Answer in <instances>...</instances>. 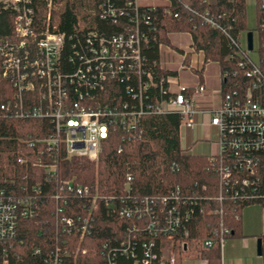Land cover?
I'll list each match as a JSON object with an SVG mask.
<instances>
[{"label": "built area", "instance_id": "built-area-1", "mask_svg": "<svg viewBox=\"0 0 264 264\" xmlns=\"http://www.w3.org/2000/svg\"><path fill=\"white\" fill-rule=\"evenodd\" d=\"M252 1L260 13L257 29L252 32V49L248 50L246 35L233 37L208 11H194L188 0H80L78 27L70 33L51 24L52 13L62 2L0 0V15L7 18V30L0 33V79L7 83L5 91L9 93L0 110L17 120L46 122L44 139L27 135L18 139L20 144L62 147L67 159L83 157L95 164L114 129L122 131V140L131 141L140 139L137 130L147 117L175 114L180 128L193 129L195 115L206 116L207 124L218 132L217 151L207 157L218 178V200L234 194L254 201L264 164V59L260 57L264 49V0ZM176 8L221 31L229 59L236 60L243 79L237 87L229 84V92L224 93L222 85L228 74L221 73L220 100L208 109L199 108L207 93L201 83V66L188 70L195 79L194 86L188 87L148 55L149 43L157 38L154 15L177 17L178 12L173 13ZM40 10L45 11L42 19ZM94 18L102 23L101 28H90ZM198 51L204 54L191 47L192 54ZM26 161L17 159L19 165ZM30 166L44 169L50 178L56 176L54 165L44 166L35 160ZM47 180L23 177V182L14 186L15 180L0 179V243L16 236L20 221L37 217ZM131 182L128 174L123 186L127 194ZM59 189L77 196L90 191L73 181H64ZM192 198L182 196L177 189L164 197L118 199L114 207L119 218L135 222L147 218L143 231L149 238L136 239L139 228L132 226L118 247L105 253L104 264H117V256L132 260V264H176L173 248L191 253L189 227L197 206ZM60 224L67 229L73 223L61 215ZM85 228L86 224L81 236ZM229 234V229H220L218 237L204 240L202 247L219 246L221 251ZM9 251L6 247L0 250V264H15ZM78 251L56 249L44 262L78 264ZM80 253L85 254V250Z\"/></svg>", "mask_w": 264, "mask_h": 264}, {"label": "trees", "instance_id": "trees-1", "mask_svg": "<svg viewBox=\"0 0 264 264\" xmlns=\"http://www.w3.org/2000/svg\"><path fill=\"white\" fill-rule=\"evenodd\" d=\"M55 1H64V7L52 13L51 24L56 25L58 31L73 32L78 27L81 2ZM188 3L194 11H208L216 23L233 37L247 31L246 0H188ZM175 11L178 12L177 17L154 15L157 38L149 43V57L157 60L158 44L166 42V34L190 32L194 47L203 51L205 62L217 63L220 73L228 74L227 82L222 85L224 93L229 92V84H236L237 87V82L242 83L237 62L229 59L228 45L221 31L203 24L186 10L176 8L173 13ZM259 13L256 6L254 31L257 29ZM38 14L42 19L45 11L40 10ZM96 20L90 19V28L102 27V23ZM6 22V16L0 15V33L7 30ZM260 57L264 59V49ZM7 88V83L0 79V104L9 94L5 91ZM46 125L40 120H17L0 110V179L15 180L14 186H17L23 182V177L29 180L32 177L38 180L48 178L43 182L37 217L20 221L16 236L9 242L0 243V250L5 247L10 249L9 257L15 264H45L44 261L56 249L72 253L78 249V264H104L105 253L117 248L132 226L139 228L136 239L149 238L143 231L148 219L135 222L134 219L119 218L114 207L118 206V199L164 197L177 189L182 196L193 197L197 201L189 227L191 256L205 260L207 264H221L219 246L207 249L202 247V242L213 236L218 237L220 229L230 230L227 239L240 236L241 210L255 204L264 207V164L259 174L260 183L254 191V201H246L234 194L218 200V178L210 170L206 156L191 155L182 149L179 117L175 114L145 118L137 130L140 139L122 140V131L114 129L112 136L102 145L97 164L83 157L67 159L62 147L49 149L43 144L29 148L18 142L19 138L27 135L44 139L47 136L44 130ZM18 158L27 161L19 165ZM35 160L44 166L54 165L56 176L50 178L44 169L31 167L30 164ZM128 174L132 182L127 194L123 186ZM64 181H73L88 187L90 191L81 196L60 192L59 185ZM237 190L241 195L242 191ZM94 197L95 207L91 208ZM61 215L72 220L70 228L66 229L60 224ZM81 250H85V254H81ZM116 261L117 264L133 263L119 256ZM176 264H180V257Z\"/></svg>", "mask_w": 264, "mask_h": 264}, {"label": "crops", "instance_id": "crops-1", "mask_svg": "<svg viewBox=\"0 0 264 264\" xmlns=\"http://www.w3.org/2000/svg\"><path fill=\"white\" fill-rule=\"evenodd\" d=\"M192 43L191 36L186 32L168 33L166 42L160 43L157 60L166 71L176 76L181 84L188 87H193L195 80L194 83L184 84L180 81L179 75L186 72L189 74V69L201 66V83L206 87L207 93L200 99L199 108L208 109L220 100L221 73L218 67L215 81L211 78L209 70L204 74L205 67L212 62H205L204 54L199 51L192 54ZM183 47H188V50ZM200 117L202 116L198 114L194 117L196 126L199 125ZM240 222L241 235L227 239L221 253V264H264V207L259 204L244 207L240 213ZM257 240H261L260 254L257 253ZM192 260L199 264H207L205 260H198L194 257L190 258V261Z\"/></svg>", "mask_w": 264, "mask_h": 264}, {"label": "rangeland", "instance_id": "rangeland-1", "mask_svg": "<svg viewBox=\"0 0 264 264\" xmlns=\"http://www.w3.org/2000/svg\"><path fill=\"white\" fill-rule=\"evenodd\" d=\"M80 1V0H79ZM61 2V1H60ZM64 6V2L59 6V9L54 11H60ZM246 28L247 31L243 32L241 36L244 38L247 32H254L256 26V18H255V8L252 0H246ZM183 49L188 50V47H183ZM251 58L253 60L256 59V55L252 52ZM210 71L211 78L215 81L218 73V65L216 63H210L204 69V74L206 71ZM180 81L184 84L194 83V78L191 77L187 72L183 73V75H179ZM208 117L202 116L199 118V125L194 127L193 129H186L181 127L179 130L180 133V145L183 150H186L188 154L191 155H200V156H211L214 155L217 151V141H218V132L217 129L211 127L207 124ZM258 241V240H257ZM227 243V239L225 240L222 246V252ZM173 253L177 258L180 257V264H199L196 261H190L192 258L191 253H183L178 250V248L172 249ZM189 259V260H188Z\"/></svg>", "mask_w": 264, "mask_h": 264}, {"label": "water", "instance_id": "water-1", "mask_svg": "<svg viewBox=\"0 0 264 264\" xmlns=\"http://www.w3.org/2000/svg\"><path fill=\"white\" fill-rule=\"evenodd\" d=\"M252 37H253L252 32H248V33L246 34L248 50H251V49H252ZM257 253H258V254L261 253V240H258V241H257Z\"/></svg>", "mask_w": 264, "mask_h": 264}]
</instances>
